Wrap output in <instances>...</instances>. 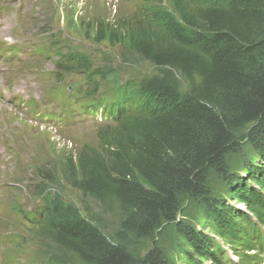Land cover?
Returning <instances> with one entry per match:
<instances>
[{
    "label": "trees",
    "instance_id": "1",
    "mask_svg": "<svg viewBox=\"0 0 264 264\" xmlns=\"http://www.w3.org/2000/svg\"><path fill=\"white\" fill-rule=\"evenodd\" d=\"M80 25L118 47L119 65L112 49L96 63L55 33V77L81 78L77 101L124 99L133 110L37 169L34 264H264V0H141ZM187 201L200 212L193 224ZM115 210L110 231L103 215ZM169 224L171 258L158 246Z\"/></svg>",
    "mask_w": 264,
    "mask_h": 264
},
{
    "label": "rangeland",
    "instance_id": "2",
    "mask_svg": "<svg viewBox=\"0 0 264 264\" xmlns=\"http://www.w3.org/2000/svg\"><path fill=\"white\" fill-rule=\"evenodd\" d=\"M134 0H0V44L7 43H35L40 46L47 40L45 32H56L61 40L67 45L74 47L96 49V55L101 58V52L112 53V61L118 63L119 57L114 56V50L103 41L96 44L92 39L85 38L80 22L92 18L94 15H101L104 18H112L116 14H125L133 9ZM44 38V41H43ZM100 49V51H99ZM114 49V50H113ZM50 53L37 56L34 59L24 61L15 60L10 67L4 71L7 73L5 79H16L21 86H24L30 96L42 101L45 110L61 99H51L50 93L63 90V84L54 80L52 87L44 83L46 95L43 93V83L38 80V72L41 70L50 71L54 69V63ZM94 58V57H93ZM37 78L30 80L34 75ZM126 74V73H125ZM44 73L43 80L49 79ZM127 77L126 75L123 76ZM80 80L75 76L71 77L65 85L69 91L74 92L79 87ZM10 85L0 84L1 92ZM51 87V88H49ZM54 89V91H53ZM49 90V91H48ZM68 91V93H69ZM49 93V94H48ZM4 94H0V264H32L31 250L35 248V240L30 238L33 235L32 224L24 220L20 214L10 209L18 206L23 211H36L39 205L38 199L33 193L34 184L40 181L37 169L46 165L50 160L59 162L67 157L74 149L86 140L95 141V126L92 123L84 126H75V122L62 123L59 121L40 122L36 114L31 111L19 110L14 103L6 102ZM41 104L37 110H42ZM98 125V124H97ZM103 126V125H102ZM247 152L248 148L242 147L241 153ZM230 165H233L232 173L240 170L239 154H231L227 157ZM48 165V164H47ZM210 186L221 194L226 188L224 181L218 177H209ZM65 184V183H64ZM65 192L77 199V193L71 188H65ZM90 207L94 212H100L99 207L91 200ZM189 214L186 219L192 224L200 218V212L193 202L187 201L182 204V209ZM114 212L117 211L115 210ZM100 215V214H99ZM101 215H103L101 213ZM19 217L22 221H19ZM101 217V216H100ZM104 225L111 231L118 223V214L105 213ZM172 224L163 230L158 238V246L171 258L172 253L176 257ZM14 239L15 242H11ZM19 243V244H18ZM18 244V245H17ZM17 246V247H16ZM17 248V249H15ZM233 259L236 256L230 249H226ZM34 264V262H33Z\"/></svg>",
    "mask_w": 264,
    "mask_h": 264
}]
</instances>
